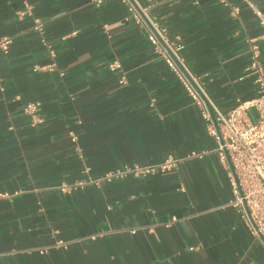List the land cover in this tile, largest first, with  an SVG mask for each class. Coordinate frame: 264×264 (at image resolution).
<instances>
[{
    "label": "crops",
    "instance_id": "0c3cea01",
    "mask_svg": "<svg viewBox=\"0 0 264 264\" xmlns=\"http://www.w3.org/2000/svg\"><path fill=\"white\" fill-rule=\"evenodd\" d=\"M137 1L180 35L188 69L223 112L256 96L254 77H239L249 39L264 64V30L245 0ZM4 36L13 43L0 50V193L9 194L0 196V264H264L201 106L127 3L0 0ZM28 101L42 103L37 127ZM169 155L183 158L172 171L60 190L86 168L99 176Z\"/></svg>",
    "mask_w": 264,
    "mask_h": 264
},
{
    "label": "built area",
    "instance_id": "2783aa9c",
    "mask_svg": "<svg viewBox=\"0 0 264 264\" xmlns=\"http://www.w3.org/2000/svg\"><path fill=\"white\" fill-rule=\"evenodd\" d=\"M135 19L147 32L154 52L165 60L167 66L175 73L184 86L187 94L195 103L201 106L202 115L207 123L208 133L218 144L219 157L227 167L229 181L232 188V205L237 208L240 216L249 226L251 234L264 244V64L262 50L258 38L248 40L250 54L249 63L245 73L239 77L243 80L253 76L258 85L256 96L238 102L227 113L223 112L218 104L204 91L199 79L192 75L187 67L184 56V43L180 35L171 36L167 27L162 26L148 13L149 7L142 6L137 0H123ZM229 5V0H219ZM100 6L104 0H93ZM252 9L260 27L264 30V10L251 0H245ZM30 9V5H27ZM240 8L235 7L234 13L239 14ZM25 12H22L23 15ZM34 29L44 34L45 23L39 18L34 19ZM264 38V34L262 35ZM13 43L12 36L0 38V50L8 53ZM52 59L56 57L55 49H49ZM114 62L111 68L117 65ZM55 62L46 65V69H54ZM2 78L0 76V87ZM42 103L28 101L23 106L24 113L29 117V124L37 127L43 123L41 116ZM71 137L76 141V135L71 132ZM203 152H194L192 157H203ZM183 158L169 155L162 161L149 165H125L107 171L99 176H94L88 168L83 170V175L73 182L64 183L60 190L67 193L84 190L88 187L102 189L104 184L121 180L129 175L148 176L158 172H168L176 169ZM0 196H9L0 193ZM63 244V243H59ZM45 250H42L44 252Z\"/></svg>",
    "mask_w": 264,
    "mask_h": 264
}]
</instances>
